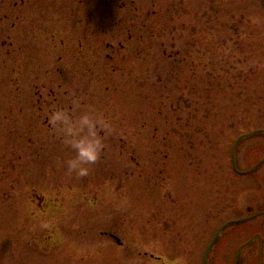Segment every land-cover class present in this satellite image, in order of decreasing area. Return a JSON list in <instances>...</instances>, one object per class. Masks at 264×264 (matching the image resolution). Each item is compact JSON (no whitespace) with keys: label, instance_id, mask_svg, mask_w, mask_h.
Masks as SVG:
<instances>
[{"label":"rangeland","instance_id":"374dc122","mask_svg":"<svg viewBox=\"0 0 264 264\" xmlns=\"http://www.w3.org/2000/svg\"><path fill=\"white\" fill-rule=\"evenodd\" d=\"M59 109L109 125L86 176ZM247 207L264 211L262 0H0V264H204ZM255 233L264 217L228 226L210 264H264Z\"/></svg>","mask_w":264,"mask_h":264},{"label":"clouds","instance_id":"9594fccd","mask_svg":"<svg viewBox=\"0 0 264 264\" xmlns=\"http://www.w3.org/2000/svg\"><path fill=\"white\" fill-rule=\"evenodd\" d=\"M253 23H259L258 18H252ZM78 109V102H74ZM50 123L57 127L64 135L66 143L75 152V158L67 162L69 172H75L79 176H86L89 173L87 165L95 164L104 149V143L98 133V128L108 129L109 125L102 116L84 114L76 117L67 109L53 110Z\"/></svg>","mask_w":264,"mask_h":264},{"label":"flooded vegetation","instance_id":"af4514ba","mask_svg":"<svg viewBox=\"0 0 264 264\" xmlns=\"http://www.w3.org/2000/svg\"><path fill=\"white\" fill-rule=\"evenodd\" d=\"M262 2H263V5H264V0H262ZM235 165V164H234ZM239 174H242V175H246L247 174V172L248 171H237ZM246 210L248 211V214L249 215H244V216H240V217H237V218H234V219H232L231 221H234V223H232V225H240V226H245V225H248V224H250L251 223V221H253L254 219H259V218H263L264 217V211H261V210H257V211H254L253 210V208H251V207H247L246 208ZM225 225V224H224ZM223 226V225H222ZM222 226L216 231V233L214 234V236H212L211 238H210V241L206 244V246L204 247V253H203V262H204V264H210V260H209V256H210V253H211V251H212V249L214 248H217L216 247V243H217V241H218V237L225 231V229H227V228H224L223 230H221L222 229ZM168 228H165V230H167ZM219 230H221L220 231V233H219V236L216 238V239H214L215 238V236H216V234H217V232L219 231ZM264 234L263 233H255L253 236H252V239H250V240H255V239H258L259 240V245L260 246H263L264 245V236H263ZM114 239H116V241L118 242V243H121L120 242V239L118 238V237H116V236H112ZM250 240L249 241H245L244 243H242L241 245H240V247L238 248L239 250H237L236 252H235V254H234V256H233V260L234 261H237V259H238V257H240L241 256V252L243 251V249H245V247H247L246 245H248L249 244V242H250ZM248 242V243H247ZM193 243H195L194 245H196V246H200V245H202L201 244V242H200V239H198V238H196L195 240H193ZM198 248L199 247H194V250L195 251H198ZM221 255V254H220ZM150 256V259L153 261V262H155L156 264L158 263V262H161L163 259H164V257H162V256H156L155 254H150L149 255ZM226 256V254H224V255H221L220 256V258H221V260H223L224 259V257ZM259 257H258V262H259V260L262 258L261 257V255L259 254L258 255ZM191 261H194V262H192V264H195V255L193 254V256H191ZM226 258V257H225ZM152 264H154V263H152ZM163 264H165V263H163Z\"/></svg>","mask_w":264,"mask_h":264},{"label":"water","instance_id":"95a60500","mask_svg":"<svg viewBox=\"0 0 264 264\" xmlns=\"http://www.w3.org/2000/svg\"><path fill=\"white\" fill-rule=\"evenodd\" d=\"M261 264V263H260Z\"/></svg>","mask_w":264,"mask_h":264}]
</instances>
